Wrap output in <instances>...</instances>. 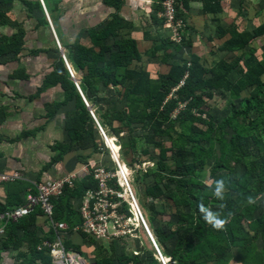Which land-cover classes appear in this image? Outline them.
Wrapping results in <instances>:
<instances>
[{"label": "rangeland", "instance_id": "1", "mask_svg": "<svg viewBox=\"0 0 264 264\" xmlns=\"http://www.w3.org/2000/svg\"><path fill=\"white\" fill-rule=\"evenodd\" d=\"M182 1L195 4L200 0H175L174 8L175 6L176 8L173 20H171V16L167 13L165 7L167 0H163L161 10L156 8L159 0L154 4L153 10L156 11L158 20H153L150 27L152 32L163 31L165 36L163 38L166 42L163 44V48L154 46V48H150V50H153L152 54L155 53L156 56H159L161 55L160 50L166 53H176L178 47L180 49L177 54L178 58L185 57L187 59L191 54L198 53L200 55L197 54V56L202 58L203 65L207 69L213 65L215 60L244 59L242 56L248 55L249 52H253L258 59L264 60V36L251 41L244 50L234 52H222L220 50V52H217L224 45L217 42L218 34L210 42L207 39V43L201 45L200 42H203V36L199 33V37L195 35L196 47L189 50L190 54L186 53V49H183L184 43L188 40L191 41L196 29L188 24L186 13L178 15L177 9L178 6L181 7L180 3ZM222 3L227 4L225 7H229V12L225 14V20L223 17L215 20L216 25H221H218V27L223 29L235 28L240 32H251L264 24V0H253V2L252 0H223ZM181 11H184L183 7ZM9 13L10 10H8ZM211 19L209 18L208 21L211 22ZM8 20L10 24L3 25L7 28L13 24L11 23L12 20L10 21L9 18ZM215 27H212V30L211 28L207 30L209 35L217 33L218 27ZM199 44L201 46H198ZM217 53L218 55L215 56ZM152 56L155 58L154 55ZM242 65L241 61L236 70L228 75L231 82H236L240 77V71L243 70ZM262 79L264 81V75ZM184 81L169 89L168 93L167 88L165 89L167 94L162 105L159 106V111L165 113V104L171 100L176 101L178 105L169 114L170 120L164 118L165 122L162 121L163 126L159 131L162 134L153 129L154 125H152L151 119H144V117H136L132 121L127 119L123 123L126 118L115 117V115L124 111L127 104L126 100L122 101L124 95L121 94L122 97L109 96L111 92L106 91L108 88L101 91L103 100L100 101V113L107 114L108 119L113 123V128L102 129L111 138H114L120 147L118 161L124 162L129 168V183L150 231L156 237L154 230H163V233H159L158 238H156L159 252L163 257L162 261V258L158 255L159 253L157 254L150 242L144 238L145 229L141 219L140 222L137 221L136 216L139 217V215L134 205L132 207L130 196L126 193V189L118 176L117 170L119 167L116 158L115 160L112 159V163L109 162L108 165L98 166L108 174L107 185L110 193L106 199L109 208L106 209L105 214L108 216L109 224H117V226L120 224L115 239L111 243H103L102 247L103 250L107 248V245L108 253L114 252L118 259L115 264H151L153 256L158 262L160 261L159 264H178L177 258L181 247L177 235L179 227L182 226L181 224H191L198 219L204 221L198 210V204H194V195L195 198L197 196H200L201 199L206 197L207 207L227 218L228 222L221 231L223 233L227 231L226 236L230 240L234 239L235 233L243 234L251 242L254 236L257 235L255 241L258 249H261L264 245V240L260 235L261 232H258V226L254 225L252 221L264 219V215H262L264 214V192L255 195L257 190L251 187L252 184L248 185L249 190L247 192H241L237 189L242 176L247 170V163L259 160L258 156L264 154V123L259 129L253 130L251 136H249L251 154L244 161H237L229 151V141L235 134L234 122L237 127L244 123V120H235V112L241 111L245 101L252 99L251 93H253L254 87L247 88L236 98L227 92L211 91L212 97H209L206 93L202 96L200 102L196 98H188L185 101L182 96L184 95L182 94L185 86ZM158 105V102H152L151 106L148 105L147 108L149 111H153L157 109ZM191 105L192 116L186 115L184 120H180V114L190 109ZM98 116L101 117V114ZM102 118L104 119V117ZM251 118L259 122L264 121V115L260 116L256 112L251 113ZM227 119H230L231 122L224 125ZM171 121L174 122L173 126ZM101 122L104 121L101 120ZM222 125L224 126L223 129H221ZM221 139L224 141L223 144L220 141ZM253 139H256L257 142ZM224 146L225 151H223ZM105 148L109 150L111 156L110 149L106 146ZM218 179L225 180V192L232 194V200L227 206H225V199L214 201L212 190L208 187ZM156 186H160L164 192L172 193L171 195L181 196V202L176 204V198L174 197L171 199L154 197L148 190L155 189ZM186 193L190 195L189 198L186 197ZM249 196L258 198L255 203L258 208L254 212L252 220H249L245 210L239 211L237 209L239 206L244 208L248 205L247 198ZM202 201L205 202L204 199ZM231 210L235 211L233 214L228 215ZM181 214H183L185 220L183 223L179 222ZM238 219H241L240 224ZM240 225L242 228H240ZM261 225H264V223ZM205 241L203 239V242ZM238 249L236 246H232L233 254L231 255L235 256L234 254ZM157 256L160 260L157 259ZM229 264L239 263L231 260Z\"/></svg>", "mask_w": 264, "mask_h": 264}, {"label": "crops", "instance_id": "2", "mask_svg": "<svg viewBox=\"0 0 264 264\" xmlns=\"http://www.w3.org/2000/svg\"><path fill=\"white\" fill-rule=\"evenodd\" d=\"M43 1L57 38L62 45V52L74 70L75 78L72 80L75 86L77 83L81 88V85L87 84L84 78L88 75V67H74L69 62L74 53L70 48L78 44L88 49L94 48L95 52L99 53L100 49L94 46L92 33L94 30H102L107 23L114 20L115 15L133 23V28L121 29L116 36L108 40V45L113 47V52L107 54L106 62L98 63L97 69L102 70L108 67L112 54L120 51V48L116 46L118 41L133 39L137 43L139 58L132 60L131 64L123 69L148 72L152 80L163 76L167 77L170 66L161 60L166 52L159 51L161 59L150 55L153 51L150 48L153 46L164 47L163 31L152 32L150 27L153 20H158L156 11L153 10L157 0H114L115 4L121 1L119 9L107 6L105 0ZM218 1L221 12L215 14L204 12L203 0L195 4L193 2L188 4L189 8L185 9L187 21L190 27L194 26L196 32L194 31L191 39V43L193 42L191 46L183 47L186 49V53L190 54L189 50L196 47L195 35L199 37V33H201L203 36L201 45H205L207 39L210 42L217 35V33L209 35L207 30L209 28L212 30V27L215 26L218 27L219 24L216 25L215 20L221 17L225 20V14L229 12V7H225L227 4H223V0ZM38 2L40 0L14 1L8 8L9 14L7 8L5 9L7 17L14 24L7 28L0 23V37L13 36L19 30L25 31L26 34L24 51L19 56L14 54L0 56V171L18 170L23 174L22 179L0 184V212L9 211L19 206L28 194L36 192L39 183H48L65 174L73 173L76 175L75 184V182L83 180V177L91 174L94 176L95 170L100 168L98 166L108 165L109 162L112 163V159L114 160L113 153L110 156L109 150L105 148L106 146L111 151L110 145L101 135L94 119L99 133L95 131V137L96 142H100V149L96 151L93 147L87 149L81 147L80 149L65 150V147L72 143V138L66 130V122L75 114L78 98L75 97L67 102L68 94L61 84H48L47 77L54 71L55 62L62 58V52L57 49L56 38L43 7L30 11L26 4L34 5ZM209 18H212L211 22L208 21ZM216 39L221 45L225 43L227 37L218 38L217 36ZM115 69L116 67L113 66L114 73L108 82L104 79L95 81V86L99 88V90H95V94L91 90L86 92L89 99H94L96 104L92 101L89 102L81 88L89 103L90 108H88L94 111L101 126L103 123L101 120L104 121L102 117L105 113H100L101 102L100 100L97 102L95 97L103 98L101 91L106 88H108L107 92H111L109 96L112 97L115 95L122 97L121 94L124 92L122 84L114 82L122 79L121 76L116 78ZM129 83L127 82V85ZM79 95L82 98L80 92ZM100 114L101 117L98 116ZM102 128H109V126L105 123ZM105 134L106 137L111 138L107 132ZM116 154H119V151ZM81 218L82 222L73 228L82 226V215ZM27 220L29 221H27L26 231L22 227L15 230L21 242L17 237H14L15 233L10 235L13 223H8L4 228L5 232L9 231L11 239L6 242L7 246L1 244L4 236L0 234V264H23L27 263L26 261L33 262V264L44 263L42 257L36 255V250L45 256V252H42L45 249V233L50 235V230H52L54 236V229L48 222L47 226L41 213L31 218L27 217ZM26 232H36L40 238L39 241L34 242V240L25 237ZM66 234L68 235L65 236L64 241L70 240L74 247L79 248L66 246V249L77 253L81 258L83 257V261L88 264H99L97 258L101 253L100 248L103 247V245L99 247V244L111 243L115 239L100 241L84 229L69 231ZM144 235L145 240L150 242L146 232ZM32 244L35 247H32ZM106 247L108 248L107 245Z\"/></svg>", "mask_w": 264, "mask_h": 264}, {"label": "trees", "instance_id": "3", "mask_svg": "<svg viewBox=\"0 0 264 264\" xmlns=\"http://www.w3.org/2000/svg\"><path fill=\"white\" fill-rule=\"evenodd\" d=\"M14 1L16 0H0V23L2 26L4 24H10L5 9L7 8L8 10L9 6ZM218 2V0H204V12L206 14H215L221 12V7ZM120 3L121 1L115 4L114 0H105V4L107 6L116 7L118 9L121 6ZM26 4H28L30 11H32L34 8H42L40 2L34 5L31 3ZM180 5L181 7L178 6L177 9L178 15H184L185 9L189 8L188 3L182 1ZM162 6L163 0H159V3L156 4V8L161 10ZM182 7L184 11H181ZM239 8L241 7L239 6ZM125 28H133V23L127 22L119 15H115L114 20L107 23V25L103 27L102 30H94L92 33L94 46L100 49L99 53H96L94 48L88 49L78 44L71 47V50L74 52L70 60L72 65L74 67H88V75H86L84 78L87 84L81 85L85 95L88 90H91L93 94H95V90H99V88L95 86V81L104 79L106 82H108L114 73L113 66H115L117 73L116 78L121 76L122 79L118 81L115 80L114 82H120L122 84L124 88L122 95L124 96L123 99H121L122 101H127L124 111H121L115 115V117L120 116L126 118L123 123H125L127 119L132 121V119L136 117L151 119V123L154 125L153 129L162 134V132L159 131L163 126V122H165L164 118L170 120L169 114L174 108L177 107L178 104L174 100L166 103L165 113L159 111V106L162 105L166 94L169 92V89L176 87L181 81L185 80V86L182 91V94H184L182 96L185 98H183L185 101L186 99L188 100V98H196L198 99V102H200L202 96L206 93H208L209 97H212L211 91L227 92L229 95L236 98L240 96V94L247 88L254 87V90H252L253 93H251L252 99L246 100L242 110L235 112V120H244V123L237 127L236 123L234 122L235 134L231 138V141H229L230 153L237 161H244V159H246V157L251 154L249 136H251L253 130L259 129L264 123V121L259 122L251 118L252 112H256L260 116L264 115V81L262 79V76L264 75V60L258 59V57L253 52H249L248 55L242 56L244 59L215 60L213 65L207 69V67L203 65L202 58L195 54H191L187 59L185 57L178 58L177 54L180 52V49L177 47L176 53H166L162 59L160 56H156L155 53H150V55H154L156 58L161 59L164 64L170 66L167 77L163 76L159 79L152 80L148 72L127 71V69H123L131 64L132 60L139 58L136 41L133 39H125L116 43V46L120 48V51L112 54V59L108 62V67L102 70L97 69L98 63L100 61L106 62L107 54L113 52V47L108 45V40L111 37L116 36L117 32H119L121 29ZM217 34L219 38L227 37L224 45L219 49V51L234 52L244 50L251 41L264 36V24L260 25L251 32H240L235 28L223 29L222 27H218ZM25 36V31L19 30L18 33L14 34L13 36L0 37V56H7L10 54L19 56L24 51ZM162 42L165 44L166 41L164 40ZM191 44V41L188 40L184 43V46H191ZM241 61L243 64V70L240 71V77L236 82H231L228 78V75L236 70ZM47 80L49 85H54L57 83L62 85L68 94L67 102H70L69 100H73L75 97L78 98L76 112L66 122V130L72 138V143L66 146L65 150L76 148L80 149L81 147L82 149H87L93 147L96 151H98V149H100V142H96L95 137V133H98L97 127L93 117L91 116L90 109L86 106L79 95L74 81L72 80V77L70 76L66 64L62 58L55 62L54 71L47 77ZM127 82L130 83L127 85ZM166 88L167 93H165ZM86 97L89 102L92 101L96 104L94 99H89L87 95ZM95 98L97 102L98 100H103L101 97ZM152 102H158L159 105L157 109L149 111L147 106H151ZM192 105L195 106L194 104ZM192 105L190 109H187L180 114V120H184L186 115L192 116ZM103 117L105 120L102 123V126L107 123L110 128H113L112 121L108 119L109 116L104 115ZM157 117L160 121L157 120ZM230 122V119H227L224 125L230 124ZM171 123L173 126L174 122L171 121ZM223 127L224 126L222 125L221 129H223ZM253 140L257 142L256 139ZM220 141L223 144V139ZM223 151H225V146ZM258 159L259 160L257 161H250L247 163V170L242 176L241 182L237 187V189H239L241 192H247L249 190V184H252L251 187L257 190L255 195H258L260 192H264V154H262L260 157L258 156ZM83 178L84 179L80 182H75L72 187L66 185L62 195L52 199L54 205L53 219L55 221H65L70 230L76 224H80L82 222L79 211L82 200L85 197V193L90 189L95 190L98 188V181L92 174ZM148 192H150L154 197H161L163 199H171L174 197L176 198V204L181 202V196L176 197V195H171L172 193L164 192L161 190L160 186H156L155 189L148 190ZM189 196L190 195L186 193V197L189 198ZM193 198L194 204H198L202 199H204L205 206H208L206 197L201 199L200 196L195 198L194 195ZM231 198L232 194L225 192V206L231 202ZM214 201H218V199L214 198ZM257 208L258 206H256V204H248L244 206V208L239 206L237 209L239 211L245 210V214L249 220H252L253 214ZM234 211L235 210H231L230 213L233 214ZM38 213H41L45 218L46 224L47 222L49 224V221L43 210L38 208L33 213L22 218L19 222L13 223L14 226H12V232L10 235H13L16 228L18 227H22L26 231L28 224L27 221H29L27 220V217L31 218L36 216ZM183 217V214H181L179 220L180 223L185 221ZM136 218L137 221H139L137 216ZM252 221L254 225L258 226V232H261V238L264 240V225H261L264 223V219ZM240 222L241 219H238L239 224ZM181 225L182 226L179 227L177 232L178 243L181 246L179 256L177 258L178 264H229L231 260L238 262L239 264H264V245L261 247V249H258L255 241L257 235L254 236L252 242L240 233H235L234 239L230 240L229 237L226 236L227 231L226 233H223L221 230H216L201 219H198L191 224ZM240 228H242L241 225ZM154 232L156 238H158V234L163 233V230H154ZM14 237H17L21 242L18 234L15 233ZM25 237L34 240V242H37L40 239L36 232H26ZM53 238L54 236L52 230H50V235L49 233H45V240L52 241ZM203 239L206 241L203 242ZM8 240L10 241L11 239L9 236V231L7 230L6 235L3 237V240H1L2 243L1 241L0 243L7 246L6 242H8ZM64 243H66L64 246L70 248L74 247L72 241L70 240L64 241ZM102 245L103 243H100L99 247ZM232 246L239 248L234 254L235 256L231 255L233 254V251L231 250ZM32 247H35L34 244H32ZM74 248L79 249L77 246ZM104 249L102 250V247L100 248L101 253H99L97 262L99 264H115L118 259L116 258L114 252L109 254L108 248ZM43 250L44 251L42 252H45V256H43L40 251L36 250V255L38 257H42V262H44L43 264H54L52 255L50 253V248L45 246V249ZM151 260V264H159L154 256ZM26 262L27 263L23 264H33V262Z\"/></svg>", "mask_w": 264, "mask_h": 264}, {"label": "built area", "instance_id": "4", "mask_svg": "<svg viewBox=\"0 0 264 264\" xmlns=\"http://www.w3.org/2000/svg\"><path fill=\"white\" fill-rule=\"evenodd\" d=\"M42 3V7L44 9L45 15L48 19V22L52 28V31L56 38V43L58 46V49L62 52V45L59 42V39L57 38V35L55 33V30L53 28L52 22L50 20L48 11L46 9V6L44 4L43 0H40ZM175 0H167L165 3V7L167 10V13L171 16V20H173V14L175 12L174 8ZM62 59L64 60L66 67L68 69V72L70 76L74 79L75 73L70 64L68 63V60L65 56V54H62ZM77 89L82 95V98L86 104V106L89 107V103L86 100L80 85L76 83ZM91 116L98 124V127L100 129L101 135L104 139H106V135L102 127L97 122V119L95 117L94 111H91ZM111 152H114L111 149ZM122 172V176L124 178V181L127 186V191L130 196L131 205L134 208H136V211L139 215V218L141 219L142 225L147 231L148 237L151 240L152 244L154 245L156 249V253L160 255L159 257H163L161 253L159 252L158 244L155 239L154 234L150 231L145 218L142 215L141 209L139 207V204L137 202L136 197L133 194V191L129 185L128 179L125 176L124 171L120 168ZM23 174L19 172L18 170L14 171H0V184L3 183H9V182H15L19 179H22ZM95 179L98 180V188L95 190H88L86 196L82 200V203L80 205V212L83 217V224L81 227L77 226L73 228L74 231H79L80 229H84L89 234L93 235L97 240H105V239H114L118 235L117 228L120 226V224H109L108 216L105 214L106 209H108V203H107V197L109 196V189L107 185V177L108 174L105 172L104 169L99 168L95 170L94 173ZM76 179V175L73 173H68L63 175L62 177L58 179H54L51 182L48 183H39L37 185V189L35 193L28 194L22 203L17 206L16 208L0 212V224L2 228L0 229V234L5 236L6 232L4 231L5 226L8 223H17L25 216L33 213L38 208L43 210L44 214L46 215L49 224L54 229V238L52 241L45 240L44 244L46 247L50 248V253L53 258L54 264H83V259L74 252H70L66 249V246H64V238L67 232L73 231L68 228V225L63 221H55L53 219V201L52 199L54 197H58L62 195L63 190L65 186L72 187L74 184V180ZM77 255V256H76ZM158 257V256H157ZM159 259V258H158ZM160 260V259H159ZM165 264V263H164Z\"/></svg>", "mask_w": 264, "mask_h": 264}, {"label": "clouds", "instance_id": "5", "mask_svg": "<svg viewBox=\"0 0 264 264\" xmlns=\"http://www.w3.org/2000/svg\"><path fill=\"white\" fill-rule=\"evenodd\" d=\"M119 170H120V168H118V171ZM208 187L211 188V190H212V196L215 199H218V200H221V201H223L225 199L226 185H225V180L224 179L215 180L214 181V184L208 185ZM126 192L128 194L127 189H126ZM257 199L258 198H253L252 196H249L247 198V203L248 204H255L257 202ZM198 209H199V212L202 215L203 220L207 224L211 225L212 228H214L216 230H222V229H224L226 223L228 222L226 217H222L219 212L213 211L210 208H208L207 206H205V204L203 203L202 200L198 203ZM229 215H231V213H229ZM145 232H146V235L148 237V234H147V231L146 230H145ZM150 242H151V240H150ZM151 245L154 247V245L152 244V242H151ZM154 249H155V247H154ZM155 251H156V249H155ZM157 259H158V257H157Z\"/></svg>", "mask_w": 264, "mask_h": 264}, {"label": "bare ground", "instance_id": "6", "mask_svg": "<svg viewBox=\"0 0 264 264\" xmlns=\"http://www.w3.org/2000/svg\"><path fill=\"white\" fill-rule=\"evenodd\" d=\"M107 140H108V142H109V145H110V148L112 147L113 148V150H114V154H115V156L117 157L118 156V154H116V153H118V151H119V146H118V144L116 143V140L115 139H113V138H108V136H107ZM106 141V140H105ZM114 160H115V158H114ZM121 162V161H120ZM121 164V168H122V170L124 171V173H125V176L127 177V179H128V176H129V168H128V166L126 165V164H124L123 162H121L120 163ZM117 172H118V176L120 177V179H121V183L123 184V186H124V188L125 189H127V186H126V183H125V181H124V178H123V176H122V172H121V170H117ZM128 182H129V179H128ZM129 185H130V183H129ZM130 187H131V185H130ZM138 219H139V222H140V218L138 217ZM160 256V255H159ZM161 258V257H160ZM82 264V263H81ZM83 264H85V262L83 261Z\"/></svg>", "mask_w": 264, "mask_h": 264}, {"label": "water", "instance_id": "7", "mask_svg": "<svg viewBox=\"0 0 264 264\" xmlns=\"http://www.w3.org/2000/svg\"><path fill=\"white\" fill-rule=\"evenodd\" d=\"M62 54H63V52H62ZM90 111H92V110L90 109ZM105 140H106V142H108L107 138H106ZM108 143H109V142H108ZM111 149L113 150L112 147H111ZM113 152H114V151H113ZM113 157L116 158V161H117V163H118V167L121 168V164H120V162L118 161V156L116 157L115 154H114ZM121 169H122V168H121Z\"/></svg>", "mask_w": 264, "mask_h": 264}]
</instances>
